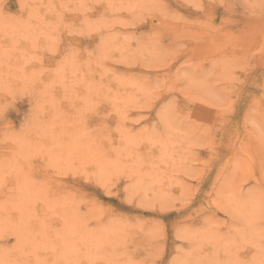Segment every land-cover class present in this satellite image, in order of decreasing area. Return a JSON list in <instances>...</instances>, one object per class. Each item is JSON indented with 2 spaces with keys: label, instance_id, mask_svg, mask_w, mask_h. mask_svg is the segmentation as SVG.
<instances>
[{
  "label": "rangeland",
  "instance_id": "1",
  "mask_svg": "<svg viewBox=\"0 0 264 264\" xmlns=\"http://www.w3.org/2000/svg\"><path fill=\"white\" fill-rule=\"evenodd\" d=\"M0 264H264V0H0Z\"/></svg>",
  "mask_w": 264,
  "mask_h": 264
}]
</instances>
